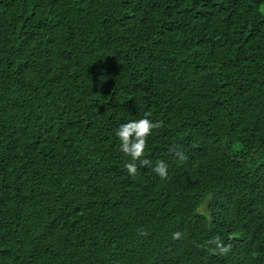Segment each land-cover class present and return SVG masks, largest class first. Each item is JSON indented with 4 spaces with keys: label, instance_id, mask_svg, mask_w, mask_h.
<instances>
[{
    "label": "trees",
    "instance_id": "16d2710c",
    "mask_svg": "<svg viewBox=\"0 0 264 264\" xmlns=\"http://www.w3.org/2000/svg\"><path fill=\"white\" fill-rule=\"evenodd\" d=\"M0 264H264V0H0Z\"/></svg>",
    "mask_w": 264,
    "mask_h": 264
},
{
    "label": "clouds",
    "instance_id": "9594fccd",
    "mask_svg": "<svg viewBox=\"0 0 264 264\" xmlns=\"http://www.w3.org/2000/svg\"><path fill=\"white\" fill-rule=\"evenodd\" d=\"M162 127V122L154 123L152 120L147 118L133 120L128 123L121 124L116 130V136L120 141V151L131 158V162L125 165L128 174L135 179L138 174L137 164L139 161L142 166H151V161L144 158L145 150L147 148L148 138L152 135L153 129ZM181 163L186 159L183 152H176ZM157 175L161 179H167L168 177V166L165 162L159 161L154 169ZM141 235H147L146 232H141ZM182 238L181 232L173 233L174 240H180ZM209 252L213 255L226 256L232 249L231 244H225L219 237L214 238L208 242Z\"/></svg>",
    "mask_w": 264,
    "mask_h": 264
}]
</instances>
